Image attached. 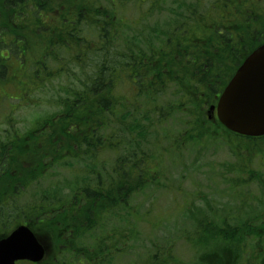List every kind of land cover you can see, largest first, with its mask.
<instances>
[{
  "label": "trees",
  "instance_id": "obj_1",
  "mask_svg": "<svg viewBox=\"0 0 264 264\" xmlns=\"http://www.w3.org/2000/svg\"><path fill=\"white\" fill-rule=\"evenodd\" d=\"M194 3L0 0L1 87L9 83L32 90L60 75L67 79L55 90L61 113L40 122L39 135H26V140L20 137V145L15 147L19 157L11 155L6 146L3 156L11 159L15 171L26 174L24 182L46 183L29 205L71 204L73 199L88 197L89 203L80 204L92 210L94 199L99 198L100 229H106L100 231V242L94 246L99 253H103L104 238L110 235L112 248L119 246L122 233H127L125 237L132 234L135 240V228L124 226L120 231L110 223L114 218L125 222L130 217L134 195L158 189L164 166L183 164L190 143L202 146L203 141L216 142L226 135L204 116L203 106L233 74L235 63L264 41V0ZM166 4L179 9L185 6L181 9L185 16L170 8L168 25L162 29L156 23L149 29L153 13L166 10ZM32 41L46 43L36 59L30 58ZM211 41L226 47L230 53L226 62L225 53L212 47L218 45ZM6 50L20 62L18 78L8 73ZM25 76L30 83L19 80ZM32 76L35 83H31ZM171 87L173 101L161 104L160 98ZM179 112L187 115L189 126L169 136L163 127ZM154 134L157 137L152 142ZM167 140L172 141L166 144ZM247 140L249 143H238L252 144L256 153L264 150V137ZM105 152H113L117 158L108 163L101 159ZM196 160L192 156L186 163ZM243 160L230 171L249 172L252 161L249 157ZM55 167L74 168L77 173L57 182L53 180ZM233 184L243 183L239 179ZM65 189L70 190L67 196ZM209 202L206 198L207 210H190L189 219L197 227L186 234V240L198 247L210 246L198 255L196 264H264V214L242 219L239 213L232 217L234 213L224 209L218 215V207ZM258 220L260 224L255 225ZM171 255L159 260L155 256L149 264L173 260L181 264ZM69 262L78 264L77 259Z\"/></svg>",
  "mask_w": 264,
  "mask_h": 264
},
{
  "label": "rangeland",
  "instance_id": "obj_2",
  "mask_svg": "<svg viewBox=\"0 0 264 264\" xmlns=\"http://www.w3.org/2000/svg\"><path fill=\"white\" fill-rule=\"evenodd\" d=\"M168 1L171 2V0ZM182 1L186 3L195 2L194 4L199 6L205 5V0ZM214 5L219 4L214 3ZM166 7L163 12L153 13L148 25L149 29H152L156 23L162 29L167 26L169 22L167 13L172 14L170 8L175 9L177 12L180 11L185 16L186 12L181 10L185 6L179 9L178 6L173 7L166 4ZM213 42L218 46L212 44V47L225 53L224 61L226 62L230 57V53L218 41H211V43ZM30 44V54L33 56H30V58L36 59L43 51L46 43L41 44L40 41H32ZM18 62L11 60L7 63L11 75L16 76V78L19 75L20 62L19 64ZM41 63H36L35 66L40 67ZM71 67L77 71L76 65L72 64ZM214 69L218 70L217 67H214ZM65 79V75H60L32 90H25L19 84H16L15 88L9 84L0 87V94L8 92L21 96L18 98L4 96L1 99L0 143L19 141L21 136L25 139L26 135L30 138L35 133L39 135L40 132L37 129L38 125H41L40 122L61 113L60 105L55 99L57 97L55 90L67 82V79ZM19 80L30 83L27 77ZM31 83H35L33 76ZM172 101L173 92L171 87L160 98V103ZM184 114L179 112L167 121L164 126L166 128L163 127L168 131L167 135L173 136L184 128L187 129L189 123L187 115ZM2 116L3 118H1ZM225 134L227 139H219L216 142L203 141L201 142L202 146L190 143L183 164L180 162L179 165H176V163L169 162L163 167L158 189L155 188L152 192L144 190L134 195L132 199L134 210L131 212L130 217L128 215L125 222H117L114 218L110 224L114 227L119 226L120 231H123L124 226L135 228V240L132 239V234L129 237L131 240L125 237L127 233L118 235V240H120L118 247H122L123 251L119 252V256L114 258L116 250L111 246V240L114 241V239L111 235L110 238H104L103 253H100L103 264H109V261L111 264L112 262L113 264H117V262L118 264H143L155 256H159L157 260L164 256L167 258V254H172L171 256H174L176 260L181 261L183 264H196L198 255L209 249L210 246L207 244L206 247L202 248L191 244L186 240V234L197 227V224L192 221L193 219H189L192 216L190 210L195 207L207 210L206 198L211 201V203L209 202L211 205L218 207V215L224 209H227L230 215L234 213V215H231L232 217H237L239 213V217L242 219L250 218V216L254 217V215L260 213L264 214V150L256 153L252 144L239 145L237 138L233 140V136L228 133ZM156 137V134L152 136V142H155ZM171 141L167 140L166 144ZM246 142L249 143L247 140ZM45 145H48V143L46 142ZM199 149L203 150L200 151ZM192 156L198 157V160L187 164L186 162ZM244 157H249V160L252 161L249 172L237 173L230 171V168H237L244 161ZM115 158H117L115 153L105 152L101 159L111 163ZM58 167L53 169L55 174L53 180L57 182L69 180L77 173L74 168L68 167L61 170ZM242 167L243 165L240 166V168ZM11 168L15 170V164H12ZM252 173H255V175L252 176ZM239 179L243 184L234 185L233 183ZM30 194L32 196V191ZM30 200L28 196L23 198L24 202ZM254 224H260V220L255 221ZM105 231V227L102 226L101 232L105 233ZM102 235L104 236V234ZM120 236L123 238H120ZM126 244L129 248H127V252L125 250ZM107 245L110 246L107 247ZM170 264H177V262L173 260Z\"/></svg>",
  "mask_w": 264,
  "mask_h": 264
},
{
  "label": "flooded vegetation",
  "instance_id": "obj_3",
  "mask_svg": "<svg viewBox=\"0 0 264 264\" xmlns=\"http://www.w3.org/2000/svg\"><path fill=\"white\" fill-rule=\"evenodd\" d=\"M3 97L1 93L0 102ZM19 145V141H13L8 144V148ZM4 146L0 143V240L9 237L20 227H27L45 250L40 262H36V254L34 259L20 256L15 258L11 253L6 258H15V264H77L69 262L73 259H77L78 264H101L100 254L96 253L97 248L94 247L100 242L99 198L94 199L92 210L80 204L89 203L88 197L73 199L71 204L66 202L63 205H54L51 201L48 207L16 204L23 196V190L19 188H25V185L21 181L23 176L11 169V159L3 156ZM37 188L38 182L31 180L29 189L36 192ZM11 189L14 190L13 194L9 193ZM63 193L67 191L63 190ZM2 194L6 197L2 198ZM36 198L34 195L31 202Z\"/></svg>",
  "mask_w": 264,
  "mask_h": 264
},
{
  "label": "water",
  "instance_id": "obj_4",
  "mask_svg": "<svg viewBox=\"0 0 264 264\" xmlns=\"http://www.w3.org/2000/svg\"><path fill=\"white\" fill-rule=\"evenodd\" d=\"M218 115L232 131L248 136L264 135V44L249 55L237 70L220 98ZM18 234L20 237L23 235L18 230L9 239L0 242V247H3L0 252L13 247L11 241ZM26 247L29 249L31 245L28 243ZM33 247L42 249L34 244Z\"/></svg>",
  "mask_w": 264,
  "mask_h": 264
}]
</instances>
